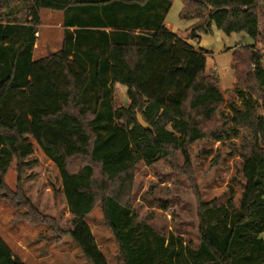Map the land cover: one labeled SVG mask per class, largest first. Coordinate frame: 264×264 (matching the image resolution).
I'll list each match as a JSON object with an SVG mask.
<instances>
[{
  "label": "trees",
  "instance_id": "obj_1",
  "mask_svg": "<svg viewBox=\"0 0 264 264\" xmlns=\"http://www.w3.org/2000/svg\"><path fill=\"white\" fill-rule=\"evenodd\" d=\"M198 22L191 37L244 32L254 43L232 51L236 96L232 126L219 122L224 103L206 54L171 31L172 0H0V199L29 224L68 235L88 264H107L85 221L99 205L121 264H264V0H179ZM41 10L60 12V47L33 60ZM125 87L127 104L110 94ZM140 115L147 124L137 122ZM238 129H242L240 133ZM240 137L244 180L238 202L203 201L190 165L199 139ZM34 141L56 167L72 228L64 233L33 208L4 175L18 176ZM184 159L178 166L176 154ZM168 158L183 175L197 208L198 245L168 238L137 219L131 208L136 165ZM0 264H26L0 238Z\"/></svg>",
  "mask_w": 264,
  "mask_h": 264
},
{
  "label": "rangeland",
  "instance_id": "obj_2",
  "mask_svg": "<svg viewBox=\"0 0 264 264\" xmlns=\"http://www.w3.org/2000/svg\"><path fill=\"white\" fill-rule=\"evenodd\" d=\"M167 27L185 39L195 49L206 54V72L218 80L224 103L217 109L216 117L226 126H232L229 103L241 107L231 65L232 51L238 45H250L254 41L244 32L226 34L214 25L207 33H198L192 39V26L196 18L185 15L179 0H172L166 14ZM60 12L42 10L40 12V44L37 52L48 44L49 53L59 49V36L62 33ZM61 26V31L46 28L49 25ZM46 28V29H45ZM260 41L264 42V6L259 11ZM60 32V34H59ZM116 106L126 105L125 87L115 84L110 94ZM243 133L242 129H238ZM33 143V152L25 159L20 176L15 160L4 175V183L12 192L20 191L23 197L39 214L52 218L55 226L63 233L72 228L73 216L69 213L61 190V181L54 164ZM240 137L221 141L199 139L189 148L190 165L203 201L216 200L219 207H225L229 198L235 203L240 198L244 180L241 174L242 160L239 155ZM178 166L184 163L181 153L176 154ZM131 208L143 224L168 238H180L183 244L196 248L198 245V220L194 195L187 179L175 172L168 158L155 164L136 165L132 188ZM15 210L0 199V238L7 244L11 253L26 264H88L82 253L68 235L57 232L47 224L31 225L20 219ZM17 213V214H16ZM99 250L107 264H121L117 260V246L112 234L103 223L99 205H95L85 218Z\"/></svg>",
  "mask_w": 264,
  "mask_h": 264
},
{
  "label": "crops",
  "instance_id": "obj_3",
  "mask_svg": "<svg viewBox=\"0 0 264 264\" xmlns=\"http://www.w3.org/2000/svg\"><path fill=\"white\" fill-rule=\"evenodd\" d=\"M42 11V10H41ZM40 11V12H41ZM39 16H40V13H39ZM56 24H58V23H56ZM46 28H49V29H56L57 30V33H58V31H61V26H60V24H58V25H49V26H47ZM45 28V29H46ZM40 25H38V28H37V32L35 33V36H36V39H35V42H34V45H33V49H32V59L33 60H36V59H39V58H42V57H44V56H46L47 54H48V52L47 53H43L44 51L46 52L47 51V49H48V44H44V47H43V50H40L39 52H37V48H38V46H39V44H40V41H41V39H40ZM59 34H60V32H59ZM61 39H62V33H61V36H59V42L61 43ZM56 50H58V48L57 49H55L54 51H56ZM54 51H50V52H54Z\"/></svg>",
  "mask_w": 264,
  "mask_h": 264
},
{
  "label": "water",
  "instance_id": "obj_4",
  "mask_svg": "<svg viewBox=\"0 0 264 264\" xmlns=\"http://www.w3.org/2000/svg\"><path fill=\"white\" fill-rule=\"evenodd\" d=\"M137 118V122L139 123V125H141L142 127H146L147 124L143 121V119L141 118V116L138 114L136 115Z\"/></svg>",
  "mask_w": 264,
  "mask_h": 264
}]
</instances>
